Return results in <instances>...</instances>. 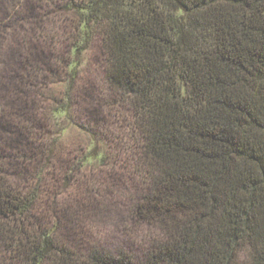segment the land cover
Masks as SVG:
<instances>
[{
	"label": "trees",
	"instance_id": "1",
	"mask_svg": "<svg viewBox=\"0 0 264 264\" xmlns=\"http://www.w3.org/2000/svg\"><path fill=\"white\" fill-rule=\"evenodd\" d=\"M39 1L2 10L13 42L0 74V264H264V0H52L70 15L55 104L33 39ZM96 29L107 93L128 110L129 166L111 173L135 182L125 229L141 234L128 246H81L36 215ZM98 159L95 145L78 163Z\"/></svg>",
	"mask_w": 264,
	"mask_h": 264
},
{
	"label": "rangeland",
	"instance_id": "2",
	"mask_svg": "<svg viewBox=\"0 0 264 264\" xmlns=\"http://www.w3.org/2000/svg\"><path fill=\"white\" fill-rule=\"evenodd\" d=\"M7 1L0 0V74L9 62L13 42V29L5 28L7 17L2 15ZM41 3L45 6L42 10L38 8L37 17L42 19L43 25L37 30L39 40L35 36L33 39L35 46L45 51V66H50H46L50 75L46 99L55 104L68 86L63 60L67 56L64 50L67 34L63 26L69 23L70 15L65 12L63 2L40 0L38 7ZM106 67V51L99 29H96L81 56L79 75L72 91L71 117L61 121L65 128L59 136L54 161L45 172L36 212L37 218L58 225L63 238L81 246L93 243L133 245L141 234L137 230L138 233L130 236L125 229L130 225L128 203L133 197L135 182L130 177L127 182L116 184L111 178L114 166L119 173L126 171L124 165L129 166L125 158L131 133L126 106L115 104L107 93ZM95 145L103 153L104 161L98 159L81 168L79 160ZM85 181H92L93 185L100 183L103 194L90 195L86 192Z\"/></svg>",
	"mask_w": 264,
	"mask_h": 264
}]
</instances>
